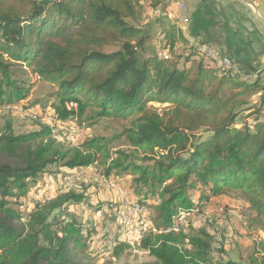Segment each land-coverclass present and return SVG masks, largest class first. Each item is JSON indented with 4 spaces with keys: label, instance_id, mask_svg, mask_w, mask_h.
Returning a JSON list of instances; mask_svg holds the SVG:
<instances>
[{
    "label": "trees",
    "instance_id": "1",
    "mask_svg": "<svg viewBox=\"0 0 264 264\" xmlns=\"http://www.w3.org/2000/svg\"><path fill=\"white\" fill-rule=\"evenodd\" d=\"M160 5L159 16L145 23L144 0H0V107L27 98L30 84L15 67L28 66L59 87L53 104L58 119H126L114 140L124 138L131 148L113 152V140L100 135L64 146L48 124L18 133L12 120H4L0 264H88L83 255L87 258L89 235L84 223L67 213L85 201V192L68 190L40 204L26 221L12 201L26 197L51 165L76 170L96 164L105 178L132 177L137 195L132 203H146L155 214L152 210L151 228L139 232L145 235L136 248L102 244L103 257L109 248L118 260L128 249L148 256L122 264H212V235L175 224L180 211L195 207L192 190L214 196L241 191L264 229V120L258 116L262 107L252 103L264 84L260 76L208 69L201 59L193 62L195 56L184 67L179 55L160 56L161 49L173 53L187 43L164 2L149 4ZM158 31L166 42L160 47L153 44ZM152 103L168 107L159 111ZM247 111L252 113L242 117ZM254 115V124H248ZM141 152L142 158L136 155ZM148 197L159 202L151 204ZM58 213L68 221L55 223ZM257 248L259 256H251L249 264H264V239Z\"/></svg>",
    "mask_w": 264,
    "mask_h": 264
},
{
    "label": "rangeland",
    "instance_id": "2",
    "mask_svg": "<svg viewBox=\"0 0 264 264\" xmlns=\"http://www.w3.org/2000/svg\"><path fill=\"white\" fill-rule=\"evenodd\" d=\"M167 1L172 5V0ZM184 3L186 6L183 9L175 3L179 12L187 10V0H184ZM144 4V22L148 23L154 19L155 13L149 6V0H144ZM153 44L157 47L166 44V42H162L159 31L156 33ZM187 51L188 54L190 53L189 56H195L193 62H198L197 60L201 59L191 53V47L189 48V45L185 44L177 45L173 53L161 49L159 55L171 59L179 55L178 63L181 67H184L185 61L181 56ZM15 70L22 79L27 80L30 84L28 86L29 95L19 103L0 107V127L7 119L12 120L15 131L18 133L36 130L39 124H48L54 127L53 137L64 146H77L88 137L100 135L113 140L110 145L113 152L120 149L131 150L124 138L114 140L124 130L125 124L123 125V123L127 121L126 119L111 116L94 122L85 121V118L81 121L77 119L60 120L56 117L53 109L54 102L58 101L56 94L59 87L41 80L28 66H17ZM260 93L262 92L253 97V102L255 99L259 100ZM260 98L261 101H264V95ZM167 105L152 103L149 106L161 111L167 108ZM256 105L259 107L258 104ZM72 107H76V105H70L69 108ZM245 113L242 114L243 117L252 113V111ZM258 116L264 120V108ZM255 117L256 115L249 120ZM254 122L249 121L248 124L252 125ZM240 124L241 122L238 126ZM136 155L141 158L144 157L142 152ZM121 178L114 175L105 178L103 167L96 164L76 170H67L63 166L51 165L43 177L32 185L26 197L14 198L12 201L21 210L22 217L26 221L29 213L36 210L40 204L52 200L68 190L79 193L85 192V201L78 205L69 206L67 211L68 215L72 214L77 221L84 223V232L89 235L87 247L89 252L87 251V258L86 255H83V259L85 258L84 260L88 264H122L124 260L128 263L147 261L148 256L140 250L128 249L123 253L120 260L109 255L111 248L115 246L125 243H129L131 247L137 246L145 235L140 236V233L134 235L132 231L134 229L130 228L131 225H128L127 228L125 225H121L122 214L128 212V206L121 204L122 198L124 196L128 197L129 206L137 198V195L133 194L130 188L132 177L124 176V179ZM190 197L195 203V207L188 212L180 211V217L175 222L181 224L180 226L187 232L202 228L212 235V264H225L229 261L249 264L251 256H259L257 246L264 239V229L257 214L241 191L227 189L222 194L214 196L207 190L202 194L197 189L191 191ZM147 200L151 204H154V200L159 202L157 197H148ZM133 206H130V208ZM58 214H56L55 223L69 218L66 214ZM151 222L149 220L147 231L151 228ZM121 235L124 236L123 241ZM105 236H107L106 239L109 238L111 244L109 245L111 248L104 252L107 257L99 254L102 251L100 248L104 249L101 244Z\"/></svg>",
    "mask_w": 264,
    "mask_h": 264
},
{
    "label": "crops",
    "instance_id": "3",
    "mask_svg": "<svg viewBox=\"0 0 264 264\" xmlns=\"http://www.w3.org/2000/svg\"><path fill=\"white\" fill-rule=\"evenodd\" d=\"M159 1L164 2L169 17L178 22L187 40L185 45L212 44L238 63L240 72L253 75L246 78L260 76L264 84V0H187L184 12H179L173 2ZM161 7L153 9L154 19ZM189 54L187 51L181 56L186 66L193 64ZM188 58L191 61L186 63ZM106 242L105 237L102 244Z\"/></svg>",
    "mask_w": 264,
    "mask_h": 264
},
{
    "label": "built area",
    "instance_id": "4",
    "mask_svg": "<svg viewBox=\"0 0 264 264\" xmlns=\"http://www.w3.org/2000/svg\"><path fill=\"white\" fill-rule=\"evenodd\" d=\"M173 3L178 4L182 9L185 8L184 0H172ZM191 53L195 54L196 56H199L206 68L214 70L218 73H224V72H230L234 73L236 75H241L237 64L225 55L223 52H221L218 48L204 42H196L191 47ZM243 76V75H242ZM244 77V76H243ZM264 95V92L259 94V108H264V101H261V98ZM249 121H255L254 119L248 120ZM124 206H128V214H123V218L120 220L121 225H131V229H135L136 232L141 229L144 226H147L146 223V210L150 209V206H145L142 209H133L130 208L128 197L124 196L122 198V203ZM121 210V208H119ZM176 226L179 224L178 222H175ZM106 239V241L110 242ZM122 241L124 240V236L121 235ZM106 242V243H107ZM116 244V243H114Z\"/></svg>",
    "mask_w": 264,
    "mask_h": 264
},
{
    "label": "bare ground",
    "instance_id": "5",
    "mask_svg": "<svg viewBox=\"0 0 264 264\" xmlns=\"http://www.w3.org/2000/svg\"><path fill=\"white\" fill-rule=\"evenodd\" d=\"M130 206H133V207H131L133 209H142V208H144L145 206H148V205L147 204H136V205L135 204H131ZM151 211H152L151 208L146 210V223H147V226H148V222L150 220V216H151V213H152ZM126 214H128V212ZM122 218H123V214H122ZM125 226H126V228L128 227V225H125ZM147 226L142 227L137 232H136L135 229L132 230V231H133L134 235L137 234V233H139V232H145V231H147Z\"/></svg>",
    "mask_w": 264,
    "mask_h": 264
}]
</instances>
